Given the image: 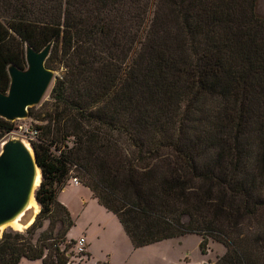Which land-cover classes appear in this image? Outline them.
Instances as JSON below:
<instances>
[{
	"label": "trees",
	"instance_id": "trees-1",
	"mask_svg": "<svg viewBox=\"0 0 264 264\" xmlns=\"http://www.w3.org/2000/svg\"><path fill=\"white\" fill-rule=\"evenodd\" d=\"M258 2L0 0V92L8 66L26 68V45L51 43L56 72L28 140L39 212L25 231L2 232L0 264H67L73 221L56 196L71 177L133 248L198 235L202 255L208 239L223 246L214 264H264ZM14 129L0 118V144ZM55 209L65 228L52 239L38 231Z\"/></svg>",
	"mask_w": 264,
	"mask_h": 264
},
{
	"label": "water",
	"instance_id": "water-1",
	"mask_svg": "<svg viewBox=\"0 0 264 264\" xmlns=\"http://www.w3.org/2000/svg\"><path fill=\"white\" fill-rule=\"evenodd\" d=\"M50 47L51 43L35 51L26 45V68L8 66L9 87L7 92H0V118L10 122L25 119L28 108L39 104L54 78V72L45 66ZM40 181L41 172L30 145L16 136L4 140L0 144V228L15 220L24 228L33 223L37 213L28 209V204L33 201L38 205L35 191Z\"/></svg>",
	"mask_w": 264,
	"mask_h": 264
},
{
	"label": "rangeland",
	"instance_id": "rangeland-1",
	"mask_svg": "<svg viewBox=\"0 0 264 264\" xmlns=\"http://www.w3.org/2000/svg\"><path fill=\"white\" fill-rule=\"evenodd\" d=\"M257 12L259 15H264V0H259ZM54 74H56V72H54ZM47 94L48 93L42 97L38 105L33 106L30 112L29 110L27 111V117L25 119L15 120L13 122L15 127L14 131L16 130V132L11 133L7 138L10 136L20 137L29 145V141L18 131V128L22 126L34 128L35 125L41 124L34 119V114L41 105L48 100ZM71 196L72 198H76L79 202L82 198L78 199L79 197L76 194H72ZM80 196L82 195L80 194ZM92 207L96 208L95 204L90 202V204L85 207V210L78 213L75 227L68 234L71 238L81 233H85L88 236L95 252L94 257L91 259L92 262H94V260L105 261L108 259L110 262L109 264H214L217 258L222 256L225 251L221 244L212 239H208L207 250L205 254L202 255L198 249L201 239L198 235H185L148 246L133 248L117 218L107 210H103L101 214L96 213ZM38 212L39 206L37 213ZM61 215V211L55 209L54 214L49 216V219L42 222V227L38 232L47 231L50 233L52 239H55L56 233L60 236L63 228H65V226L61 228L58 218ZM262 218H264L263 214L262 217H258L259 220H262ZM185 220L184 218V221ZM254 222L256 223L258 220L253 221V223ZM248 224L249 221L246 219L245 225ZM25 229L27 228L21 229L20 227L18 229L6 225L1 229V232H23ZM56 240L59 241V239ZM65 241L69 243L68 251L72 252L73 239H68L65 236ZM76 262V260H73L70 263L76 264ZM19 264H41V261H28L22 259ZM77 264H87V259Z\"/></svg>",
	"mask_w": 264,
	"mask_h": 264
},
{
	"label": "crops",
	"instance_id": "crops-1",
	"mask_svg": "<svg viewBox=\"0 0 264 264\" xmlns=\"http://www.w3.org/2000/svg\"><path fill=\"white\" fill-rule=\"evenodd\" d=\"M76 194L80 199V202L77 201L76 198H72L71 195ZM80 194L82 196H80ZM76 199V200H75ZM56 201L63 206L67 212L69 213L70 219L73 221V225L71 226V228L67 231L66 237L68 239H77L79 237H85L87 246H86V250H87V264H96L97 262H104L101 260H94V262L91 261V259L94 257L95 252L93 250L91 241L89 240L88 236L85 233H81L78 234L76 237L71 238L69 237V233L70 231L75 227V222H76V218L78 216V213L80 211L85 210L88 204H90V202L93 204H95V207H92V209L94 211H96V213L101 214L103 212V210L106 211L105 208H103L97 201L96 199L92 196L91 192L88 190V188L82 186L81 184H73L71 182V180H68L66 185L57 193L56 196ZM78 202V203H76ZM103 230V229H102ZM105 262H109L108 259L105 260Z\"/></svg>",
	"mask_w": 264,
	"mask_h": 264
},
{
	"label": "built area",
	"instance_id": "built-area-1",
	"mask_svg": "<svg viewBox=\"0 0 264 264\" xmlns=\"http://www.w3.org/2000/svg\"><path fill=\"white\" fill-rule=\"evenodd\" d=\"M18 131L26 137L27 140H33L36 136V131H34L31 127L22 126L18 128ZM16 132V130L14 131ZM13 132V133H14ZM71 182L73 184H79L76 177H71ZM86 240L85 237H79L73 240V256L69 259L67 264H71L73 260H76V264L87 259V250H86Z\"/></svg>",
	"mask_w": 264,
	"mask_h": 264
},
{
	"label": "bare ground",
	"instance_id": "bare-ground-1",
	"mask_svg": "<svg viewBox=\"0 0 264 264\" xmlns=\"http://www.w3.org/2000/svg\"><path fill=\"white\" fill-rule=\"evenodd\" d=\"M28 209H32L33 211H34V213H37V206H36V204L33 202V201H30L29 202V204H28ZM7 225H10V226H12V227H16V228H24L25 226H22V225H20L19 223H18V220H15V221H13V222H11V223H9V224H7ZM4 226H6V225H4ZM4 226H2L1 228H0V231H1V229L4 227Z\"/></svg>",
	"mask_w": 264,
	"mask_h": 264
}]
</instances>
